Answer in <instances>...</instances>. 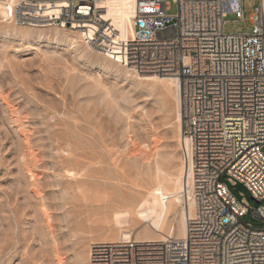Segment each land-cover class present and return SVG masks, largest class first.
Returning <instances> with one entry per match:
<instances>
[{"label": "rangeland", "instance_id": "1", "mask_svg": "<svg viewBox=\"0 0 264 264\" xmlns=\"http://www.w3.org/2000/svg\"><path fill=\"white\" fill-rule=\"evenodd\" d=\"M258 7L242 0L225 31L250 30ZM8 25L0 19V264H87L93 242L120 226L141 232L129 213L157 168L183 167L173 88L72 44L70 30Z\"/></svg>", "mask_w": 264, "mask_h": 264}, {"label": "built area", "instance_id": "2", "mask_svg": "<svg viewBox=\"0 0 264 264\" xmlns=\"http://www.w3.org/2000/svg\"><path fill=\"white\" fill-rule=\"evenodd\" d=\"M97 1L0 0L1 21L82 31L124 69L178 82L193 215L182 239L91 244L87 264H264V0L242 33L225 31L227 15L242 20V0H131L134 35L117 43ZM227 184L243 185L257 205L238 201Z\"/></svg>", "mask_w": 264, "mask_h": 264}, {"label": "bare ground", "instance_id": "3", "mask_svg": "<svg viewBox=\"0 0 264 264\" xmlns=\"http://www.w3.org/2000/svg\"><path fill=\"white\" fill-rule=\"evenodd\" d=\"M96 5L99 9L103 10V18L110 23V30L112 33L109 31L108 34H114V36L112 35L111 37L112 41L115 43L127 42L133 38L134 11L131 0H98ZM50 9L51 7L48 3L43 4V10H45L44 18L46 21H50L54 16V13ZM127 11L130 12L131 17L126 16L125 13ZM3 18H6L4 6L3 4H0V19ZM127 22L130 23L132 30L128 29ZM50 26H52V24L47 23L43 27L50 28ZM73 33L78 40H71L72 44H76L78 43L77 41H79L87 49L109 59L102 52H97V50H94L87 45L82 31H76ZM139 76H142L140 77L141 80L150 82L153 85L161 86L162 88H173L174 99L176 102L175 121L177 124V131L179 133V140L181 141V116L178 82L173 78L167 77L151 75ZM154 175H156V173ZM154 183L153 187H151V189L148 188L146 194L135 206L131 204V207L133 206L134 209L129 213V215L134 214L133 216L139 220L140 225H144L141 232H137L136 235L133 236V231L135 229H131L128 226H120L115 231V235L100 242H93L92 244L101 242H118L132 239L136 242H162L168 238L177 240L182 239L185 235L187 220L193 215L191 185L188 183L187 187L185 186L183 167L179 169L177 174L157 168V175L154 177ZM173 222L177 223L176 237L174 236L175 227Z\"/></svg>", "mask_w": 264, "mask_h": 264}]
</instances>
